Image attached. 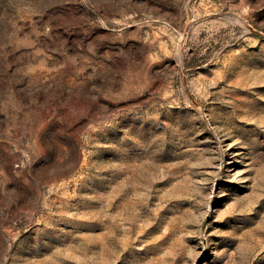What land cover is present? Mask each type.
<instances>
[{"label": "rangeland", "instance_id": "374dc122", "mask_svg": "<svg viewBox=\"0 0 264 264\" xmlns=\"http://www.w3.org/2000/svg\"><path fill=\"white\" fill-rule=\"evenodd\" d=\"M0 264H264V0H0Z\"/></svg>", "mask_w": 264, "mask_h": 264}]
</instances>
